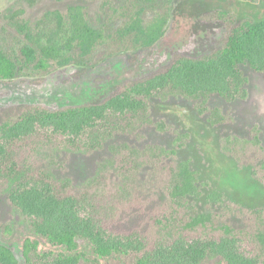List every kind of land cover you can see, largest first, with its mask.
I'll list each match as a JSON object with an SVG mask.
<instances>
[{
    "label": "trees",
    "instance_id": "1",
    "mask_svg": "<svg viewBox=\"0 0 264 264\" xmlns=\"http://www.w3.org/2000/svg\"><path fill=\"white\" fill-rule=\"evenodd\" d=\"M26 1L34 6L39 0ZM160 1L127 0L129 6L113 7L112 0H106L105 12L110 9L112 16L125 18L116 29L109 17L103 26L94 27L81 2L71 3L67 14L49 10L34 25L23 18L24 9L8 10L5 18L16 37L9 48L0 40V81L71 66L91 68L93 55L109 43L118 45L120 51L114 53L153 50L170 30V8L155 12ZM148 13L153 14L151 19H147ZM206 17L226 27L221 47L208 55H177L159 72L124 84L100 102L54 110L28 106L2 114L0 192L4 190L10 205L52 248L41 251L39 242L28 238L21 263L11 248L1 245L0 264H264V209L243 207L225 193L210 190L189 161H178L177 151L189 138L186 133L177 135L175 150L130 143L111 148L120 156L113 167L126 183L115 193L117 198L131 197L134 180L146 167L159 185L169 210L167 217L157 220L153 241L137 232L121 235L105 228L100 210L105 197L100 189L103 172L76 194L70 179H57L34 159L41 149L90 154L104 150L119 135L144 141L148 128L170 131L164 121L153 119L150 102L155 99L188 100L212 127L224 123L228 116L222 109L210 107V100L215 96L228 102L247 99L249 78L243 67L264 74V19L238 20L225 10ZM221 148L239 168L264 174V146L258 128H253L249 139H225ZM200 200L206 205L204 211L195 208L194 202ZM224 210L249 217L252 227L238 228L229 218L218 219ZM196 232L208 235L187 237ZM11 233L9 226L4 227L5 236ZM243 242L250 245L251 252L243 249Z\"/></svg>",
    "mask_w": 264,
    "mask_h": 264
},
{
    "label": "rangeland",
    "instance_id": "2",
    "mask_svg": "<svg viewBox=\"0 0 264 264\" xmlns=\"http://www.w3.org/2000/svg\"><path fill=\"white\" fill-rule=\"evenodd\" d=\"M106 0H39L30 6L26 0H0V40L9 48L16 35L10 30L5 15L8 10L24 9V19L34 25L49 10L60 9L67 14L68 6L81 2L87 6L91 23L100 28L109 18L115 29L125 18L119 14L105 12ZM127 0H112V6H129ZM155 12L171 14L170 30L153 50L120 51L118 45L109 43L93 55L91 68L71 66L45 75L20 77L13 81H0V118L6 110L18 111L23 107L41 106L50 110L100 102L119 90L124 84L134 82L159 72L167 67L177 55L198 58L221 47L226 32L225 23L209 21L206 15L218 10L232 13L238 20L245 18L264 19V0H161ZM108 15V16H107ZM152 13L147 14L151 19ZM249 78L248 98L228 102L217 96L210 100V107L220 108L228 119L212 127L207 119L200 117L193 102L178 98L169 101L152 100L151 112L155 122L164 121L170 131L148 128L145 140L132 135H119L101 151L90 154L51 150H39L34 154L37 166L45 168L57 179L67 178L73 183V190L80 194L99 173H104V198L100 210L106 229L115 234L139 233L153 241L151 235L157 220L167 217L169 208L164 205L162 192L149 169H143L135 178L129 199L117 198L115 193L124 189L126 183L118 178L113 167L120 156L112 151L113 146L130 143L138 147L158 145L175 150L177 135L188 134L185 146L177 151L178 161H189L200 174V180L210 185V190H219L235 203L249 209H264V174H252L250 167L239 168L236 160L222 150L224 140L229 137L249 139L253 128H258L264 146V74L248 67L242 68ZM141 141V142H140ZM260 157V153H257ZM249 155V154H248ZM253 156L252 158H255ZM248 158V156H247ZM108 166L103 168V165ZM263 182H262V181ZM262 182V183H261ZM0 192V246L11 248L18 260L24 263L23 243L30 238L38 241L40 250L51 249L50 244L36 235L28 222L9 203L4 190ZM198 211H204L203 200L194 202ZM166 208V209H165ZM232 221L238 228L252 227V220L243 214L234 215L221 211L218 219ZM12 233L5 236L4 227ZM154 234V232L152 233ZM203 235V236H200ZM206 233L196 232L190 239L204 237ZM216 238V236H206ZM150 238V239H149ZM148 242V241H147ZM243 249L251 252L250 245L243 242Z\"/></svg>",
    "mask_w": 264,
    "mask_h": 264
}]
</instances>
